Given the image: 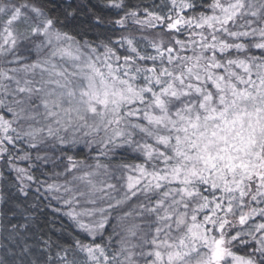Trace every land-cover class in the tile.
Masks as SVG:
<instances>
[{
	"label": "snow or ice",
	"instance_id": "1",
	"mask_svg": "<svg viewBox=\"0 0 264 264\" xmlns=\"http://www.w3.org/2000/svg\"><path fill=\"white\" fill-rule=\"evenodd\" d=\"M0 264H264V0H0Z\"/></svg>",
	"mask_w": 264,
	"mask_h": 264
}]
</instances>
